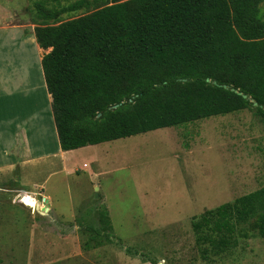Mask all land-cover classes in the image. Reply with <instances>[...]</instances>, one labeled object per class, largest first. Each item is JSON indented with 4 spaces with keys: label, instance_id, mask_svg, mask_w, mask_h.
Returning a JSON list of instances; mask_svg holds the SVG:
<instances>
[{
    "label": "rangeland",
    "instance_id": "1",
    "mask_svg": "<svg viewBox=\"0 0 264 264\" xmlns=\"http://www.w3.org/2000/svg\"><path fill=\"white\" fill-rule=\"evenodd\" d=\"M22 1L11 0L16 20L38 25L36 0ZM33 64L25 62L35 76ZM23 102L19 122L36 112L26 131L58 144L51 108ZM33 136L28 146L40 150ZM10 139L9 131L0 134V163L14 158L19 166L0 171V188L28 190L48 207L43 215L0 200V264H264V238L249 234L204 255L192 228L207 210L264 187V121L254 107L65 151L52 163L11 156Z\"/></svg>",
    "mask_w": 264,
    "mask_h": 264
},
{
    "label": "trees",
    "instance_id": "2",
    "mask_svg": "<svg viewBox=\"0 0 264 264\" xmlns=\"http://www.w3.org/2000/svg\"><path fill=\"white\" fill-rule=\"evenodd\" d=\"M69 1H35L63 151L253 107L264 121V0L62 4ZM99 1L105 5L58 21ZM192 228L204 255L249 234L264 238V187L207 210Z\"/></svg>",
    "mask_w": 264,
    "mask_h": 264
},
{
    "label": "crops",
    "instance_id": "3",
    "mask_svg": "<svg viewBox=\"0 0 264 264\" xmlns=\"http://www.w3.org/2000/svg\"><path fill=\"white\" fill-rule=\"evenodd\" d=\"M21 3L25 4L22 0ZM17 5L18 3L12 5L11 0H0V94L3 96H0V134L7 131L11 133L12 139L8 141L5 149L10 153L12 152L11 156L14 157V154L20 156L27 164L29 161H33L32 163L40 161L52 163L56 156L65 152L60 148L55 122V140L57 137L58 144L56 142L54 146L50 147L44 141L41 131H26L23 127L26 121L30 120L36 112H33L29 118L23 117L22 122H19L21 121L19 119L17 120V117L20 116L18 99L24 102L32 99L36 104L35 106L38 107L44 102L52 110V96L47 90L42 69V59L44 55L51 51V48L43 49L38 44L35 36V28L38 25L16 20L19 7ZM29 57L34 59L33 69L37 66L34 70L35 76L29 71L32 68L25 65ZM19 95L22 96L17 98ZM47 115L54 121L52 111L51 114L48 111ZM34 133L38 135V140L41 141L38 142L42 146L40 150L36 151L28 146V142L31 140L30 138L34 137ZM90 146L88 145V147ZM63 165L65 168L66 164ZM18 166L19 164L16 163L14 158L8 159L6 162L0 163V171L12 172L17 170Z\"/></svg>",
    "mask_w": 264,
    "mask_h": 264
},
{
    "label": "bare ground",
    "instance_id": "4",
    "mask_svg": "<svg viewBox=\"0 0 264 264\" xmlns=\"http://www.w3.org/2000/svg\"><path fill=\"white\" fill-rule=\"evenodd\" d=\"M0 200L25 205L32 211L38 210L37 206L43 207V212L48 207V199L39 202L37 197L28 190H9L0 188Z\"/></svg>",
    "mask_w": 264,
    "mask_h": 264
},
{
    "label": "water",
    "instance_id": "5",
    "mask_svg": "<svg viewBox=\"0 0 264 264\" xmlns=\"http://www.w3.org/2000/svg\"><path fill=\"white\" fill-rule=\"evenodd\" d=\"M223 87L228 88L227 85H224ZM232 91L237 92V93H239V94H242V92H239L238 90H236V89H234V88H232ZM243 96H244V97H247V95H245V94H243ZM254 105L257 106V102H254ZM117 107H118V105H114V106H113V108H117ZM22 191H24V190H22ZM37 208H38V211H39L41 214L44 215V214L47 213V212H46V213L43 212V209H44L43 207L37 206Z\"/></svg>",
    "mask_w": 264,
    "mask_h": 264
}]
</instances>
